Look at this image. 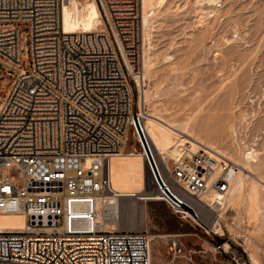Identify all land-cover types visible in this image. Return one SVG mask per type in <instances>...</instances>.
<instances>
[{
  "label": "built area",
  "instance_id": "1",
  "mask_svg": "<svg viewBox=\"0 0 264 264\" xmlns=\"http://www.w3.org/2000/svg\"><path fill=\"white\" fill-rule=\"evenodd\" d=\"M71 1L0 0V25L12 26L0 30V60L20 70L7 72L0 100V214L26 217L0 229V264H152L148 231L111 229L113 203L99 202L115 193L109 162L130 133L150 178L146 202L225 238L213 205L222 207L236 165L203 146L166 159L146 128L142 0H94L105 30L92 32L65 30ZM209 192L216 202L203 199ZM230 240L213 244L215 257L231 254Z\"/></svg>",
  "mask_w": 264,
  "mask_h": 264
},
{
  "label": "rangeland",
  "instance_id": "2",
  "mask_svg": "<svg viewBox=\"0 0 264 264\" xmlns=\"http://www.w3.org/2000/svg\"><path fill=\"white\" fill-rule=\"evenodd\" d=\"M167 1L155 20L150 41H145L143 26L141 30L143 71L148 57L146 49H150L149 55L154 60L151 75L144 79L140 89L141 102L145 101L144 91L152 93L151 100L145 101L146 113L156 109L169 119L194 115L195 132L205 135L208 141L219 143L223 139L226 145H231V127H235L237 145L243 151H249L250 147L259 151V172L264 177V0L204 2L203 7L209 11L217 7L205 26L196 22L194 11L202 7L195 4L196 0ZM11 27L0 25V30ZM28 44V32L23 30L21 50L25 59L29 57ZM166 55L173 59L166 60ZM9 71L19 73L20 70L0 60V100L11 78ZM205 130L209 133L205 134ZM129 137L124 145L125 153H131L138 146L131 133ZM122 161L133 165L123 169L114 165L117 188L151 191L142 160ZM122 202L131 210L132 206L143 204L135 197L124 198ZM145 207V223L123 209L118 228L148 231L152 237L153 264H252L250 254H256L264 264V227L256 229L242 212L238 215L229 210L221 218L227 234L223 239H231L232 252L215 257L213 244L217 240L213 234L180 219L164 202H147ZM174 241L182 242L181 253L175 251Z\"/></svg>",
  "mask_w": 264,
  "mask_h": 264
},
{
  "label": "bare ground",
  "instance_id": "3",
  "mask_svg": "<svg viewBox=\"0 0 264 264\" xmlns=\"http://www.w3.org/2000/svg\"><path fill=\"white\" fill-rule=\"evenodd\" d=\"M166 2L169 1L142 0L141 30L143 26L145 41L151 40V36L153 34L152 32L155 27V20L159 14V11L165 6ZM204 2L212 3L217 1L196 0L195 4L202 5ZM203 6L204 5L197 8L194 12L196 17L195 19L197 20L196 22L205 26L206 21L210 18L211 13L215 12V9L217 7H214L215 9L213 8L211 11H209L207 10V8H204L205 6ZM63 24L67 32H92L105 30L104 21L101 16L100 9L94 0H72L70 4L67 5L64 9ZM149 50L150 49H146L145 51V53L148 54V57L144 60L143 75L141 79L138 80L140 88L144 86L142 85L143 80L151 75L150 71L154 60H152V58L150 57ZM172 57L173 56L168 55L165 59L172 60ZM143 91L144 89H142V93ZM143 97L146 102L150 101L152 98V93L150 92V90L144 91ZM147 116L149 118H147ZM147 120H149V123L146 122ZM193 122L194 115L184 119H169L165 117L164 114L162 115L160 112H158L156 109L151 110L149 114L147 112L145 115L146 128L157 149L166 159L172 160L179 157L184 146H187L192 150H196L199 147L203 146V148L212 149L229 158L236 165V170H233L232 176L230 178V189L226 193L225 198L221 201L222 207L216 206L215 204L213 205L215 210L218 211L217 217H219V219L225 218V214L228 213L229 210L235 211L238 215H241L242 212L246 217H248L250 222L252 221L255 224L256 229L264 227V199L262 200L264 177H262L259 172L261 165L259 151L255 147H250L249 151H243L242 147L238 146L236 143L234 135L235 133H237V130L233 126L231 127V135H233L231 137H233V141L229 142L231 143V145H226L223 144V139L222 142L220 141L221 144H219L220 142L217 143V140H215V142L211 139L210 141H208L209 139L206 140L204 138L205 135L201 136L202 134L200 135L198 132H195V124ZM206 133L209 132L205 130V134ZM122 153H124V148H122L120 152L113 154L109 162L108 173L115 193H108L99 198V202L103 204V206H106L110 202L113 203V212L117 217H115L114 220L110 222L109 227L111 229L118 228V225L120 224L122 218L123 209L125 210V213H132V216H135L136 214L138 218H142L143 221H141V223H145V204L147 203L145 199L149 195H151L149 189H147V191L143 190V192L142 190L141 192H132L129 190H120L119 188H117L114 182L113 160ZM132 155L135 157L141 156L139 153H133ZM118 164V168H122L121 163L119 165ZM130 197H135L136 200L142 201L143 204L141 206L138 205L137 207L132 206V210L131 208L129 209V206L127 204L123 205L122 201L124 198ZM215 198L216 197L214 192H209L203 197V199L208 202H211L213 200L215 201ZM135 210L137 211L136 213L134 212ZM25 220L26 217L23 212L1 213L0 229L14 230L23 228L25 225ZM150 238L152 239V237ZM249 238L250 237H248V241L250 240ZM150 247L152 254V243L150 244ZM250 259L252 264H262L256 254H250Z\"/></svg>",
  "mask_w": 264,
  "mask_h": 264
},
{
  "label": "crops",
  "instance_id": "4",
  "mask_svg": "<svg viewBox=\"0 0 264 264\" xmlns=\"http://www.w3.org/2000/svg\"><path fill=\"white\" fill-rule=\"evenodd\" d=\"M133 153H122L121 155H118V157H116V158H114V160H113V168H114V165H116L117 166V164L119 163H121V166H122V169L123 168H128V167H130L131 165H133L131 162H125V161H122V160H125V159H132V158H139V159H141L142 160V163L144 164V166H145V163H144V161H143V158L141 157V156H137V157H135V156H133L132 155ZM122 161V162H121ZM118 164V165H119ZM145 168H146V166H145ZM115 182V181H114ZM115 184H116V182H115ZM145 209H146V207H145Z\"/></svg>",
  "mask_w": 264,
  "mask_h": 264
},
{
  "label": "water",
  "instance_id": "5",
  "mask_svg": "<svg viewBox=\"0 0 264 264\" xmlns=\"http://www.w3.org/2000/svg\"><path fill=\"white\" fill-rule=\"evenodd\" d=\"M216 240H217L218 242H222V241H223V239H222V238H219V237H216Z\"/></svg>",
  "mask_w": 264,
  "mask_h": 264
}]
</instances>
